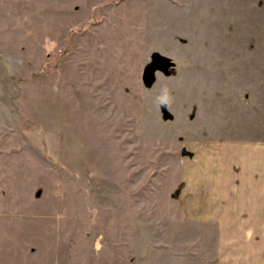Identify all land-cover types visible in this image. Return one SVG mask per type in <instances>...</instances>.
<instances>
[{
  "label": "rangeland",
  "instance_id": "obj_1",
  "mask_svg": "<svg viewBox=\"0 0 264 264\" xmlns=\"http://www.w3.org/2000/svg\"><path fill=\"white\" fill-rule=\"evenodd\" d=\"M217 143L264 144V0H0V264H220Z\"/></svg>",
  "mask_w": 264,
  "mask_h": 264
},
{
  "label": "crops",
  "instance_id": "obj_2",
  "mask_svg": "<svg viewBox=\"0 0 264 264\" xmlns=\"http://www.w3.org/2000/svg\"><path fill=\"white\" fill-rule=\"evenodd\" d=\"M230 146L188 148L198 151V162L186 158L190 161L181 167L183 215L194 217L199 225L219 228L220 264H264V144ZM196 181L202 196L194 189Z\"/></svg>",
  "mask_w": 264,
  "mask_h": 264
},
{
  "label": "clouds",
  "instance_id": "obj_3",
  "mask_svg": "<svg viewBox=\"0 0 264 264\" xmlns=\"http://www.w3.org/2000/svg\"><path fill=\"white\" fill-rule=\"evenodd\" d=\"M172 100L171 90L167 86H164L161 88L160 94L155 98V104L157 107L162 105L170 106Z\"/></svg>",
  "mask_w": 264,
  "mask_h": 264
}]
</instances>
